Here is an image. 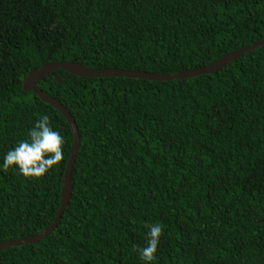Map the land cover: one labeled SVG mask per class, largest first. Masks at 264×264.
Listing matches in <instances>:
<instances>
[{
  "label": "trees",
  "instance_id": "trees-1",
  "mask_svg": "<svg viewBox=\"0 0 264 264\" xmlns=\"http://www.w3.org/2000/svg\"><path fill=\"white\" fill-rule=\"evenodd\" d=\"M264 40V0H0V163L38 114L66 137L40 178L0 170V243L36 236L59 212L74 133L24 79L44 64L175 75ZM61 78V81H58ZM38 88L75 119L73 192L43 239L0 264H264V45L216 72L173 81L81 77Z\"/></svg>",
  "mask_w": 264,
  "mask_h": 264
},
{
  "label": "water",
  "instance_id": "water-1",
  "mask_svg": "<svg viewBox=\"0 0 264 264\" xmlns=\"http://www.w3.org/2000/svg\"><path fill=\"white\" fill-rule=\"evenodd\" d=\"M263 45H264V40L255 42L254 44L250 46H245L241 49L235 50L223 56L222 58H220L219 60H217L216 62L210 65H207L201 68H196V69L184 70L175 75H169L167 73L157 74V73H149V72H140V71H134V70H127V69L95 70L92 68L85 67L74 61L48 63V64H44L40 69L31 70L24 79V90L34 92L35 94L39 96V98L42 101L52 105L66 117L74 133V144L72 146L71 157L69 159L66 172L63 178L60 209H59L58 215L54 223L36 236L25 238V239H20V240H10L4 243H0V250L6 249L12 246H20V245L34 243V242H37L43 239L48 234H50L60 223L63 217V214L65 212V209L67 208L70 202L71 196H72L73 186L71 183V174H72V170H73L76 157L80 150L81 135H80L79 127L75 119L69 112V110L56 98L49 96L47 93H45L44 91L38 88L39 82L45 76L49 75L51 72L55 70L62 69V70L67 71L70 74H74L76 76H81V77H92V78L128 77V78L148 79V80H154V81H173V80L186 79V78H191L194 76L216 72L219 69L226 66L229 62L234 61L240 58L241 56H243L244 54H247L250 51L257 49ZM58 81H61V78H58Z\"/></svg>",
  "mask_w": 264,
  "mask_h": 264
},
{
  "label": "clouds",
  "instance_id": "clouds-1",
  "mask_svg": "<svg viewBox=\"0 0 264 264\" xmlns=\"http://www.w3.org/2000/svg\"><path fill=\"white\" fill-rule=\"evenodd\" d=\"M66 137L53 127L48 114H38L34 125L29 129L27 138L18 141L3 155L0 170L7 172L10 168L26 178H40L58 166L64 160ZM146 244L144 247L133 246L144 264H152L157 259L163 226L157 222L147 225Z\"/></svg>",
  "mask_w": 264,
  "mask_h": 264
}]
</instances>
